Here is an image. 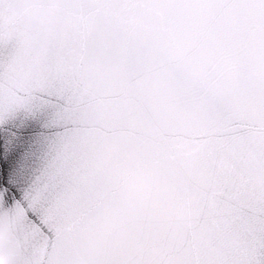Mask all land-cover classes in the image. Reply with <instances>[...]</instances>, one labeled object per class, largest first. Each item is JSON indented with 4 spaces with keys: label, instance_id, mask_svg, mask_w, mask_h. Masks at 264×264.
Wrapping results in <instances>:
<instances>
[{
    "label": "water",
    "instance_id": "1",
    "mask_svg": "<svg viewBox=\"0 0 264 264\" xmlns=\"http://www.w3.org/2000/svg\"><path fill=\"white\" fill-rule=\"evenodd\" d=\"M0 264H264V0H0Z\"/></svg>",
    "mask_w": 264,
    "mask_h": 264
}]
</instances>
